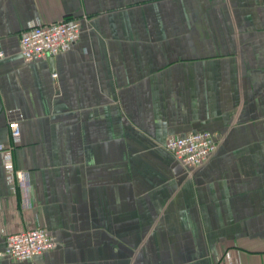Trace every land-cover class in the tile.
I'll return each mask as SVG.
<instances>
[{
  "label": "crops",
  "instance_id": "0c3cea01",
  "mask_svg": "<svg viewBox=\"0 0 264 264\" xmlns=\"http://www.w3.org/2000/svg\"><path fill=\"white\" fill-rule=\"evenodd\" d=\"M70 17L67 51L23 59L27 24ZM0 52V147L17 120L37 205L0 158V251L54 239L0 264H264V0H0ZM198 131L216 149L184 169L164 142Z\"/></svg>",
  "mask_w": 264,
  "mask_h": 264
},
{
  "label": "built area",
  "instance_id": "2783aa9c",
  "mask_svg": "<svg viewBox=\"0 0 264 264\" xmlns=\"http://www.w3.org/2000/svg\"><path fill=\"white\" fill-rule=\"evenodd\" d=\"M80 31L78 17L62 18L51 22L35 19L20 33L19 52L26 61L54 56L67 51L78 39ZM8 137L9 143L0 147L5 182L11 189L20 190V208L30 210L36 218L37 205L32 196L30 172L17 168L14 164L13 151L20 138V126L17 120L8 121ZM217 143L218 138L213 133L198 131L183 136H170L164 142V147L182 168L191 169L203 164L215 151ZM53 246L54 239L50 232L44 226L37 225L7 234L5 247L0 251V257L31 260Z\"/></svg>",
  "mask_w": 264,
  "mask_h": 264
}]
</instances>
